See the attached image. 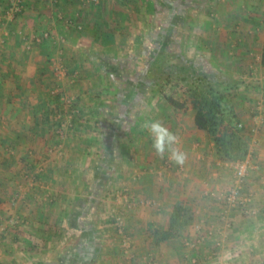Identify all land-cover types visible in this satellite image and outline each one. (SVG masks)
<instances>
[{
  "label": "crops",
  "instance_id": "0c3cea01",
  "mask_svg": "<svg viewBox=\"0 0 264 264\" xmlns=\"http://www.w3.org/2000/svg\"><path fill=\"white\" fill-rule=\"evenodd\" d=\"M18 15L4 24L0 59V114H9L17 133H0V148L19 150L0 161V223L7 221L2 216L11 204L21 222L8 224L0 237V264H190L195 257L204 260L192 264H264V0H22ZM44 29L53 37L32 46L34 34ZM162 47L203 71L240 82L233 90L234 109L256 128L249 146L253 166L245 179L252 202L225 219L223 206L209 194L231 185L232 170L214 160L212 143L195 127L188 104L175 108L163 92L144 88L153 54ZM54 58L66 70L62 77L73 91L76 112L91 113L92 121L82 117L73 124L66 145L77 148L44 160L50 138L36 121L52 94L49 86L58 81ZM154 122L176 137L163 153L145 127ZM34 144V156L45 166L20 194L15 169L22 160L32 165L22 153ZM171 156L172 166L163 169ZM120 193L134 201L131 209ZM180 199L194 203L192 233L183 240L195 244L175 239L154 244L153 230L166 226ZM114 207L124 211L134 241L131 257L111 227Z\"/></svg>",
  "mask_w": 264,
  "mask_h": 264
},
{
  "label": "trees",
  "instance_id": "16d2710c",
  "mask_svg": "<svg viewBox=\"0 0 264 264\" xmlns=\"http://www.w3.org/2000/svg\"><path fill=\"white\" fill-rule=\"evenodd\" d=\"M261 64L264 66V50ZM146 76L147 81L163 92L170 105L179 109H186L187 104L190 106L195 127L204 131L212 143L210 149L215 161L237 162L246 158L252 131L241 121L233 106V90L239 81L215 70L203 71L183 54L166 47L154 52ZM167 88L172 92L182 89L185 99H177L166 91ZM46 99L41 121L36 123H42L40 133L51 137L54 124H57L53 117L59 115L60 95L50 94ZM194 212L192 200H177L171 207L166 226L153 230L152 242L182 240L194 224Z\"/></svg>",
  "mask_w": 264,
  "mask_h": 264
},
{
  "label": "rangeland",
  "instance_id": "374dc122",
  "mask_svg": "<svg viewBox=\"0 0 264 264\" xmlns=\"http://www.w3.org/2000/svg\"><path fill=\"white\" fill-rule=\"evenodd\" d=\"M159 51V50H158ZM177 52V51H176ZM162 60H163V58H162ZM162 60H160L161 62H162ZM164 63V62H163ZM162 65H164V64H162ZM197 67H199L200 69H202L199 65H197ZM64 68V67H63ZM65 72H66V70H65V68H64V75H63V77L65 76ZM207 72V71H206ZM54 73H55V75H54V77H56V78H58V81L55 83V84H51L50 86H49V89H50V91H51V93L52 94H58L59 93V95L60 96H62V100L60 101L61 102V105H60V108H59V110H58V114L59 115H57V116H54L53 117V120L54 121H56L57 122V124H54L55 125V127H54V130H53V135H51V137L50 136H48L49 138H50V143H49V145H47L46 146V148H44L43 149V147H42V149H43V151H44V153H43V155H42V157L44 158V160L45 159H50L52 156H55V157H61V156H64V154H65V152L67 151V152H70V151H72L73 149V147H75L76 146V148H77V146H78V144L77 145H66V143H68V141H69V143H71L70 142V135H72V130H73V124L75 123V122H77V120L79 119V118H84L86 121H92V114L91 113H86V112H84V113H82L81 111H78V112H76V110L75 109H77V104H76V102H75V100L74 99H72L71 98V95H72V92H70V91H68L66 88L69 86V82H67L62 76H60L59 74H58V72L55 70L54 71ZM57 73V74H56ZM151 88V89H154V88H156L157 90H159L157 87H155L153 84H151L150 82H149V84H148V86H145L144 88L145 89H148V88ZM69 89H70V87H69ZM52 90H53V92H52ZM145 91V90H144ZM160 91V90H159ZM167 91H169L170 93H172V95H174V97H176L177 99H181L182 101L184 100L183 98H185L186 96L183 94V92L182 91H180V90H177V91H175V92H172L171 90H170V88H167ZM58 92V93H57ZM179 92H181L183 95L180 97V95H178L179 94ZM70 94V95H69ZM47 95H49V94H47ZM74 100V101H73ZM35 100H33V102H34ZM82 103H80V105H81ZM34 106H36V105H38L37 104V101L36 102H34V104H33ZM88 107V106H87ZM87 107H85V108H87ZM109 113H107V115H108ZM95 116H97V114H94ZM106 115V114H105ZM98 118H100V119H105L106 117L105 116H101V117H99L98 116ZM107 118L108 119H110V120H112V115L111 116H107ZM106 118V119H107ZM99 121H101V120H99ZM21 122V121H20ZM13 123V120H11V118L9 117V114L7 113V112H4V111H2V113L0 114V130H1V132L0 133H2L3 135L5 134H7V133H10L11 135H15V134H17V133H15V131H13L14 129L11 127V125H13L12 124ZM62 123H64L65 125H63V127L61 126V124ZM87 123V122H86ZM11 124V125H10ZM52 127H53V125H52ZM6 128V129H5ZM57 129L58 130H60V133H58L57 132ZM84 130V129H83ZM21 131V129L19 130V132ZM85 131H88V129L86 130L85 129ZM89 131H91V130H89ZM57 134V135H56ZM78 134H82L83 135V133L82 132H80V133H78ZM88 134H90V133H85V135H88ZM91 135V134H90ZM7 136V135H6ZM2 137V136H1ZM35 147H37V144H34L33 146H31V147H29V149H24V150H28V153L26 152V153H22V155L24 156V154H29V158L31 159V162H32V165H29V166H27L26 164H25V161L26 160H22L21 162V165H20V167H17V169H15V175H16V179H15V181L17 180H19L18 182L16 181V185H17V187H19L20 188V194H22L23 193V190H25L26 188H30V184L31 185H33L32 183H34L33 181V178H32V174L33 173H35V172H37L38 170H40L41 168H43L45 165H41V164H38V160H42L43 158L41 157L40 159H39V157H35L36 156V154L34 153V150H35ZM1 149V152H0V154H1V156H2V159H0V161L1 160H10V159H12L13 158V156H14V154H17V152H19V150L18 151H16V150H14V148H13V145H8V146H6V145H2V148H0ZM15 151V152H14ZM35 155V156H34ZM55 157L54 158H52V159H55ZM37 158V159H36ZM2 162H4V161H2ZM31 162H29V163H31ZM64 162H69V160H66V158L64 159ZM28 164V163H27ZM27 167H26V166ZM1 170L2 171H4V172H7L6 171V166L4 165V166H1ZM220 168V167H219ZM215 169H217L218 170V167L217 168H211V171L212 170H215ZM44 170H45V168H44ZM229 170V169H228ZM181 171H184L185 172V166L183 165V167L181 168ZM32 180H31V179ZM7 188V187H6ZM19 192V191H18ZM204 193V192H203ZM205 196V195H204ZM119 198V197H118ZM203 202H205V201H208V200H202ZM157 203V202H156ZM10 204V203H9ZM151 205V204H150ZM12 207H13V204H11L8 208H6V210H4V214H5V216H2V219H5V220H9V219H11V218H13V219H18V221L19 222H21V218H15L17 215L16 214H18V213H16V212H13V209H12ZM85 213H88L89 212V210H88V208H85ZM121 215V217H123L124 218V216L122 215V214H124V211L123 210H118L117 209V207H114V208H112L111 209V211H110V219H111V227L112 228H115V232H116V234H117V236H118V232H117V226H116V223L114 222L115 220V216H113V215ZM124 220V222H125V224H126V219L124 218L123 219ZM2 220H0V222H1ZM17 224V223H16ZM15 224V225H16ZM126 226H127V224H126ZM198 228V227H197ZM8 229V228H7ZM7 229H6V231H7ZM6 231H5V233H6ZM4 233V234H5ZM128 233V232H127ZM190 233H192V231H191V229L186 233V235L187 234H190ZM195 234V233H194ZM185 237V236H184ZM117 239V238H116ZM131 239H132V243H131V245H132V247H133V244H134V241H133V238L131 237ZM118 243H119V245L121 246V244H120V237L118 236ZM186 240H190V241H193V239H186ZM185 240V241H186ZM180 243H184V240L182 239V242H180ZM192 243L190 242V245H191ZM184 246H187L188 244H186V243H184L183 244ZM197 245H199V244H197ZM177 248V247H176ZM179 248V247H178ZM182 248H183V246H182ZM131 253H132V248H131V252H130V255H131ZM194 255H196V254H194ZM213 256V255H212ZM195 259H197L198 261H201V260H204V258L202 257V258H200V257H195ZM206 261H208V263L209 262H214V261H217V259L215 258V259H213V258H208ZM123 264H125V262H123ZM190 264H192L191 263V261H190ZM213 264H216V262L215 263H213Z\"/></svg>",
  "mask_w": 264,
  "mask_h": 264
},
{
  "label": "built area",
  "instance_id": "2783aa9c",
  "mask_svg": "<svg viewBox=\"0 0 264 264\" xmlns=\"http://www.w3.org/2000/svg\"><path fill=\"white\" fill-rule=\"evenodd\" d=\"M90 2L91 4H99L103 2L104 0H86ZM7 6L1 4L0 5V59L2 56V51H3V45L5 42V35H7L6 31L4 30V24H6V20H14L16 19L19 15L18 13L21 11V5H22V0H6ZM5 3V4H6ZM59 18H62L61 15L58 16ZM71 22L70 20H67ZM72 23V22H71ZM80 28V26H77ZM53 36L51 34V31L49 29H44L38 32L37 34H34L32 37V46L35 44H39L43 42L44 40L51 39ZM61 41H64V38H61ZM30 42V43H31ZM27 44V48H31V44ZM54 62L57 72L60 76L64 75V68L61 64H58V61L56 62V58L52 59ZM65 125L64 123L61 124L63 127ZM256 128L251 127L252 131V136L255 133ZM57 132L60 133V130L57 129ZM173 157L167 158L165 160L164 165L162 168H170L172 166V159ZM226 166H228L232 172H233V181L231 185L225 189L224 191H211L210 196L216 198L218 202L223 206L222 210V218L225 219L227 216L226 214L229 213L230 210H233L234 208H244L245 206L249 205L252 202V194L251 193H246L245 192V184H246V176L248 175L249 171L251 170L253 166V162L251 159L250 152H248L247 156L245 159L237 162H232V161H223ZM118 197H123L125 199L126 203V208L131 209L134 201L132 199H129L128 196L125 193H120ZM115 216V223L117 226V232L118 236L120 237V244L122 247V251L124 254L127 256L131 257L132 254L130 255L131 248H132V239L131 236L127 233L126 229V224L124 222V218L121 217V215H113ZM18 219H9L4 223H0V237L4 235L8 224H13L15 225L18 223ZM199 237V236H198ZM201 240V239H200ZM199 240V241H200ZM190 242L192 243L191 245H194V241L186 240V244L190 245ZM192 263H196V259H191ZM147 264H153L152 261L146 260Z\"/></svg>",
  "mask_w": 264,
  "mask_h": 264
},
{
  "label": "clouds",
  "instance_id": "9594fccd",
  "mask_svg": "<svg viewBox=\"0 0 264 264\" xmlns=\"http://www.w3.org/2000/svg\"><path fill=\"white\" fill-rule=\"evenodd\" d=\"M145 127L153 134L155 138L153 147L158 153H163L166 143L171 144L176 140V137L168 132V130L158 122L146 124ZM173 155L178 161L182 160V157L177 155L175 152Z\"/></svg>",
  "mask_w": 264,
  "mask_h": 264
}]
</instances>
